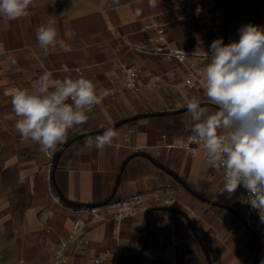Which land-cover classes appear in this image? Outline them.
I'll use <instances>...</instances> for the list:
<instances>
[{"label":"crops","instance_id":"1","mask_svg":"<svg viewBox=\"0 0 264 264\" xmlns=\"http://www.w3.org/2000/svg\"><path fill=\"white\" fill-rule=\"evenodd\" d=\"M186 1L160 0L157 7L149 8L148 0H33L26 17L8 22L0 19V264H51L50 247L67 235L75 218L74 206L64 203L61 196L86 206L157 190L172 195L168 206L139 213L123 221L119 230L110 221L90 227L86 232L89 245L74 255L73 263L86 264L89 259L107 256L103 264H136L147 238L138 264H170L162 256L167 250L188 256L183 264H207L194 237L195 232L201 241L200 232L206 229L211 238L208 243L201 242L208 248L210 261L212 256L218 264H225V247L231 248V244L218 221L227 218L228 228L244 237L247 246L240 259H231L229 264H244L249 247H255V238L229 211L238 213L234 205L218 195L221 183L208 180L209 169L202 161L167 149L162 143L165 134L191 131L190 114L130 121L115 128L118 137L104 150L86 148L89 137L71 143L81 133L104 129L123 119L178 110L172 108L175 101L195 98L208 102L204 93L182 87V70L173 61L133 48L149 45L147 39L153 33L143 31L145 25L160 23L166 28L169 49L202 50L198 21H176ZM228 1L215 0L216 11L223 17ZM137 9H141L139 15ZM49 22L57 29L58 39L71 46V52L57 47L45 54L39 47L35 30ZM247 24L264 27V0H233L224 44L238 40V30ZM119 62L160 75L162 87L154 90L144 86L137 93L126 91L105 99L87 112V123L71 129L67 141L55 151L41 152L20 137L11 106L17 89H29L47 71L53 82L83 75L94 82L98 92L117 77ZM209 111L215 108L209 107ZM179 116H187V121L182 117L177 121ZM148 158L179 176L201 197L218 201L215 203L227 209L202 207L201 218L198 213H187V191L178 189V183ZM190 205L201 208L196 203Z\"/></svg>","mask_w":264,"mask_h":264},{"label":"clouds","instance_id":"2","mask_svg":"<svg viewBox=\"0 0 264 264\" xmlns=\"http://www.w3.org/2000/svg\"><path fill=\"white\" fill-rule=\"evenodd\" d=\"M159 3L148 0V7ZM32 4L33 0H0V19L8 22L26 17ZM140 12L136 10L137 15ZM238 31V40L224 44L223 38L215 39L205 53L208 63L201 69L200 84L215 111L210 113L199 99L188 100L186 111L193 124L189 139L203 151L209 165L222 171L219 193L231 197L243 186L247 202L264 222V27L247 24ZM35 37L45 54L57 47L65 53L72 51L58 39L52 22L39 26ZM50 77L45 71L29 89H17L11 99L17 117L15 129L44 153L64 144L69 131L86 124L87 112L102 103L94 82L83 75L54 82ZM117 137V131L109 127L89 137L85 147L104 150ZM61 256L58 252L57 257Z\"/></svg>","mask_w":264,"mask_h":264},{"label":"built area","instance_id":"3","mask_svg":"<svg viewBox=\"0 0 264 264\" xmlns=\"http://www.w3.org/2000/svg\"><path fill=\"white\" fill-rule=\"evenodd\" d=\"M197 20L203 36L200 43L203 49L196 52H183L171 50L168 47L166 28L160 23H149L143 27V31H151L153 35L147 39V44L141 47H133L138 53L145 55H159L168 61H173L182 70V87L195 92L204 93L200 84L202 79L201 69L208 62L206 52L210 51L213 40L223 38L224 42V17L216 11L215 0H187L184 3L183 12L176 17V21L187 23ZM118 34V33H116ZM117 77L108 81L106 87L97 92L102 99H113L116 96L129 91L137 93L142 87L158 90L162 87V77L150 72H142L140 69L119 62L116 66ZM191 131H180L171 135H163L162 143L167 149L177 151L183 156L202 161L209 169L208 177L218 180L223 185V173L208 164L203 151L189 137ZM234 199L242 203L241 217L252 231L258 245V257L255 264H264V222L260 221L257 210L247 202V190L243 186L238 187L232 195ZM174 198L167 191H152L137 193L120 200H109L98 205H86L72 209L75 218L65 237L59 238L50 247L51 264H74L73 257L89 245L87 229L94 225L110 221L119 230L120 224L134 218L139 213H145L154 207H165ZM62 253L57 257V253ZM170 264H183L189 257L181 255L174 250H167L162 255ZM107 256L89 259L86 264H103Z\"/></svg>","mask_w":264,"mask_h":264},{"label":"water","instance_id":"4","mask_svg":"<svg viewBox=\"0 0 264 264\" xmlns=\"http://www.w3.org/2000/svg\"><path fill=\"white\" fill-rule=\"evenodd\" d=\"M232 4H233V0H229L228 1V4H227V7H226V11H225V17H224V42L226 41V38H227V32H228V27H229V18H230V12H231V8H232ZM202 105H207L208 107L215 108V106H212L208 102H203ZM185 112H187L186 111V108L178 109V110L171 111V112L145 113V114L136 115V116H133V117H130V118H127V119H123V120L117 122L116 124H114V125H112L110 127H112V128L115 129L117 127H120V126H123V125L129 123L130 121L141 120V119H146V118H154V117L173 116V115H178V114H182V113H185ZM107 128H109V127H107ZM107 128L100 129V130H96V131H91V132H86V133H81V134L77 135L75 138H73L71 140V143L74 142V141L80 140V139H84V138H88V137H92V136H96V135L102 134V132L105 129H107ZM148 159L150 160V162L155 167H157L158 169H160L161 171H163L164 173H166L167 175H169L174 181H176L192 197H194V198L198 199L199 201L204 202V203H206L208 205L217 206V207H220V208L227 209L224 206H221L219 204H216L213 201H210L208 199H205L204 197H201L195 191H193L192 189H190L189 186L179 176H177L176 174H174L172 171H170L169 169H167L166 167H164L163 165H161L157 161H154L151 158H148ZM117 184H118V180L116 182V186H117ZM165 210L172 211V212H177V211L170 210V209H165ZM229 211L235 217H237L238 221L243 225V227H245L253 235L252 231L250 230V228L246 224L245 220L242 217L238 216L235 212H233L231 210H229ZM194 237H195L197 243L199 244V246L201 247V249L204 252V255H205V259H206L207 264H211V261L209 259V255H208L206 249L204 248L202 242L199 240V238H198V236L196 235L195 232H194ZM253 237H254V235H253ZM146 244H147V238L145 239V241H144V243H143V245H142V247L140 249V252H139V255H138L136 264L139 263V258L141 256V254L143 253ZM257 257H258V245H257V242L255 240V251H254V257H253V260H252V263L251 264H255L256 263Z\"/></svg>","mask_w":264,"mask_h":264},{"label":"rangeland","instance_id":"5","mask_svg":"<svg viewBox=\"0 0 264 264\" xmlns=\"http://www.w3.org/2000/svg\"><path fill=\"white\" fill-rule=\"evenodd\" d=\"M183 96H184L183 98L187 99V93H183ZM104 100L105 99H102V101H104ZM175 102L177 104H175V106H173L172 108H176V107H177L176 109L186 108L187 101H175ZM181 117L185 120V122L187 121V116H179V117H176L175 119L177 121H179L181 119ZM117 122H119V121H117ZM117 122H115L113 124H116ZM178 123L182 124L183 122H178ZM179 131L180 130L175 131V132L177 133ZM176 185H177L178 189H182L181 186H179L178 184H176ZM187 185H188V183H187ZM188 186H189L190 189H192L190 187V185H188ZM218 195H220L221 197H225L227 200H229L230 204L234 205L235 209L238 211L237 214L241 216L242 211H243V207H242V203L239 200L234 199L233 196L229 197L228 193H226V192L223 193V194L218 193ZM190 202L191 203H196V205H199V207H201V208L200 209H194L190 205ZM215 202L220 203L218 201H215ZM177 205H180V203L177 204ZM202 207L206 208V209H210V210L212 209L206 203L199 201L198 199L192 197L189 193H187V213H189V214H192L194 212L196 214L198 213V215H197L198 218H201V215L203 213V210H202L203 208ZM191 210H193V211H191ZM220 212L225 213V211H222V210H220ZM226 219L227 218H224L223 220L218 221V225L223 230L222 232L225 233V235L228 236L227 241L231 244V248H230V246L228 248L225 247V252H224L226 254V257H227V258H224L225 264H229L231 259L235 258L238 261L240 259L239 256L242 253L243 248H247V246L244 244L245 243V240L243 241L244 237L243 238L240 237L238 234H235V232H233V230L228 228V226H227L228 223H227ZM200 233H201V241L202 242L204 241L205 243H208L209 238H211L209 236L210 235L209 231L206 230V229L205 230L203 229V231H201ZM205 248L208 250L206 245H205ZM254 250H255L254 245L252 247H249V249H248V251L246 253V256L244 258V261H243L244 264H251L252 263V260H253V257H254ZM226 252H228V255H227ZM224 253H223V255H224ZM214 254H216V252ZM211 261H212V264H218L217 263L218 260L213 259L212 256H211Z\"/></svg>","mask_w":264,"mask_h":264},{"label":"trees","instance_id":"6","mask_svg":"<svg viewBox=\"0 0 264 264\" xmlns=\"http://www.w3.org/2000/svg\"><path fill=\"white\" fill-rule=\"evenodd\" d=\"M68 144H69V142L66 143L64 146H62V147L60 148V150H59V151L57 152V154L55 155L54 161H56L59 152H60L62 149H64ZM60 198H61V199L63 200V202L66 203L67 205L74 206V207H81L80 205H76V204H74V203H71V202L66 201L65 199H63L62 196H61Z\"/></svg>","mask_w":264,"mask_h":264}]
</instances>
